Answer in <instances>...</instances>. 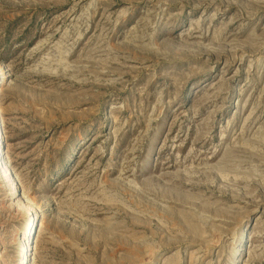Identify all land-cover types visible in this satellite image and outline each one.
Masks as SVG:
<instances>
[{
  "label": "rangeland",
  "instance_id": "1",
  "mask_svg": "<svg viewBox=\"0 0 264 264\" xmlns=\"http://www.w3.org/2000/svg\"><path fill=\"white\" fill-rule=\"evenodd\" d=\"M0 74V264H264V0H0Z\"/></svg>",
  "mask_w": 264,
  "mask_h": 264
},
{
  "label": "bare ground",
  "instance_id": "2",
  "mask_svg": "<svg viewBox=\"0 0 264 264\" xmlns=\"http://www.w3.org/2000/svg\"><path fill=\"white\" fill-rule=\"evenodd\" d=\"M0 76H1V74H0ZM0 139H1V133H0ZM0 144H1V142H0ZM0 169H2L4 172L2 174V176H4V178H6V180L8 181V185L5 186V188L8 190L7 194L11 196L12 193L15 191V189H14L15 183H14L12 171L10 170V168H8L6 166L5 161L3 159V152H2L1 146H0ZM30 207H31V205L27 204L25 209H29ZM31 217H30V221L28 222L29 227L27 228V231L22 232V234L20 235V239L18 238L24 244L26 242V235L28 237L29 234L31 233V227L33 225V220H31ZM27 239H29V238H27ZM20 249L22 251V253L20 255V261H21L20 264H27V262L29 261V259H28L29 256H27V255L29 254L30 250L28 247L26 248L23 246H21Z\"/></svg>",
  "mask_w": 264,
  "mask_h": 264
}]
</instances>
